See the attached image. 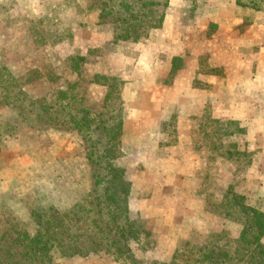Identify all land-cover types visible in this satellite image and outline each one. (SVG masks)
<instances>
[{
  "label": "rangeland",
  "instance_id": "1",
  "mask_svg": "<svg viewBox=\"0 0 264 264\" xmlns=\"http://www.w3.org/2000/svg\"><path fill=\"white\" fill-rule=\"evenodd\" d=\"M95 1L0 0V66L34 95L70 87L96 107L105 105L103 77L117 79L124 114L119 163L131 185V210L146 232L145 250L136 247L143 264L167 263L175 254L187 264L200 248L234 247L241 221L225 214L228 187L264 209V92L255 90L257 62L236 59L259 53V44H228L234 34H226V24L233 16L251 24L257 11L264 25V0L260 10L235 0H168L159 28L138 42L118 43L111 25L99 24ZM71 56L81 59L73 63ZM226 68L240 71L234 86ZM203 88L206 98L196 91ZM3 101L0 126L15 123V110ZM180 126L192 139L179 147ZM16 128L0 136V229L12 222L34 233L30 209L66 208L90 189L89 168L75 131ZM156 143L151 167L135 164ZM52 257L54 264H129L105 253Z\"/></svg>",
  "mask_w": 264,
  "mask_h": 264
},
{
  "label": "trees",
  "instance_id": "2",
  "mask_svg": "<svg viewBox=\"0 0 264 264\" xmlns=\"http://www.w3.org/2000/svg\"><path fill=\"white\" fill-rule=\"evenodd\" d=\"M235 2L256 10L261 8L259 0ZM95 3L99 24L109 23L113 42L118 43L138 42L159 28L168 0H96ZM79 59L70 57L73 63ZM103 78L105 81L100 84L107 87L105 105L96 107L70 87L54 94L34 95L6 65L0 66V96L5 105L15 110V123L0 126V136L11 134L22 124L75 131L82 140L90 176V189L66 208L50 203L30 209V218L36 226L34 233L12 222L5 230L0 229V264H54V251L61 257L105 253L129 264L145 262L136 254V247L145 250L142 246L146 232L131 210V185L119 163L123 156L124 118L119 84L115 77ZM242 132L243 129L238 134ZM225 197V214L235 213L241 221L236 244L200 248L187 264H264V209L248 203L230 186ZM148 264L181 262L175 254L167 263L150 260Z\"/></svg>",
  "mask_w": 264,
  "mask_h": 264
},
{
  "label": "crops",
  "instance_id": "3",
  "mask_svg": "<svg viewBox=\"0 0 264 264\" xmlns=\"http://www.w3.org/2000/svg\"><path fill=\"white\" fill-rule=\"evenodd\" d=\"M234 11V9L232 10ZM257 14H261V12H257V11H253V13H251V16L254 17V20L253 22L250 21L251 24H247V22L245 23L244 20H242V17H236L234 18V16L231 18L230 21L227 22L226 24V34L227 35H231V34H234L232 35V37L228 38V44H231L233 45V47L237 48V49H240L241 46H250V45H253V44H259V53H256V54H253V53H250V54H245L244 57H242L241 55L237 54L236 56V59L240 62L242 61V59L246 62H251L253 63L252 61H256L257 62V74L259 76L257 82L255 81V90L256 91H259L260 92H264V70H263V67H264V43H263V40H264V25H261V24H258V22L256 21V17H257ZM244 23V25L242 26L243 28V32H239V25H242ZM234 40V42H237L234 43L232 42ZM250 39V41H248ZM233 52H234V48L232 49ZM230 52H227L225 54H229ZM213 55V54H212ZM213 58V57H212ZM235 57L233 55H230L229 54V62H231L232 59H234ZM231 59V60H230ZM262 68V70L260 69ZM225 72V76H226V79H227V82L228 84H232L233 85V82L234 80H232L234 77H236L240 71L239 70H231L230 68H226V70L224 71ZM243 75L245 76H249V73H248V69H246L245 71L242 72ZM256 76V75H255ZM196 91L198 92H201V94L203 96H205V98L207 97V88H203V89H196ZM263 101V105H264V100H261ZM205 104L206 103V99H203V100H199V102L197 101L196 105L198 108H203L205 107ZM214 113V110L212 111V114L211 116H214L213 115ZM221 116H223V114H221ZM230 117V116H229ZM187 119L186 117L183 118V122L184 124H192L191 120ZM184 124H180L182 127L185 128V125ZM180 126V127H181ZM180 128L178 129V142H177V146L180 147V145H182L183 143H190L191 142V139H192V135L191 133L186 130V129H183V128ZM246 133L245 132H242L239 134V136H244ZM135 145V144H134ZM153 146V149L152 150H149V152L147 154H142L140 153L141 155V158L137 160V162L135 164H141L143 167H151V165H149V163L152 162V159L154 160L155 157V152L157 151L158 149V143H156V146L154 144H151ZM188 149V148H187ZM185 151H189V150H185ZM190 151L191 153H193L194 151V147H190ZM152 155H154L152 157ZM163 159V157L161 158ZM141 162V163H140ZM130 202V201H129Z\"/></svg>",
  "mask_w": 264,
  "mask_h": 264
}]
</instances>
